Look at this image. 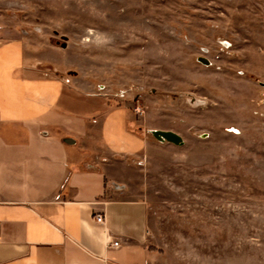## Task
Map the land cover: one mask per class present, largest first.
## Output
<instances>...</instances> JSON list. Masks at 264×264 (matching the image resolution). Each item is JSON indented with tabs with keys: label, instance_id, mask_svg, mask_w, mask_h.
<instances>
[{
	"label": "rangeland",
	"instance_id": "1",
	"mask_svg": "<svg viewBox=\"0 0 264 264\" xmlns=\"http://www.w3.org/2000/svg\"><path fill=\"white\" fill-rule=\"evenodd\" d=\"M16 35L155 144L131 160L153 245L179 264H264V0H0V39Z\"/></svg>",
	"mask_w": 264,
	"mask_h": 264
},
{
	"label": "crops",
	"instance_id": "2",
	"mask_svg": "<svg viewBox=\"0 0 264 264\" xmlns=\"http://www.w3.org/2000/svg\"><path fill=\"white\" fill-rule=\"evenodd\" d=\"M37 43L0 39V264H179L151 242L150 206L134 196L131 160L155 144L124 105L47 77Z\"/></svg>",
	"mask_w": 264,
	"mask_h": 264
},
{
	"label": "water",
	"instance_id": "3",
	"mask_svg": "<svg viewBox=\"0 0 264 264\" xmlns=\"http://www.w3.org/2000/svg\"><path fill=\"white\" fill-rule=\"evenodd\" d=\"M202 61L208 63V60L205 58H202ZM150 132L160 142H171L176 145H181L184 143V140L181 135L172 130L152 129ZM115 186L120 187L119 185Z\"/></svg>",
	"mask_w": 264,
	"mask_h": 264
},
{
	"label": "built area",
	"instance_id": "4",
	"mask_svg": "<svg viewBox=\"0 0 264 264\" xmlns=\"http://www.w3.org/2000/svg\"><path fill=\"white\" fill-rule=\"evenodd\" d=\"M133 109H134L135 115L137 117H142L146 113L145 108L141 104L135 105ZM94 219L96 220L97 223H104L105 222V213L104 212H97L94 215ZM109 244L111 246L117 247L120 245V242H119V240L113 241L112 239H110Z\"/></svg>",
	"mask_w": 264,
	"mask_h": 264
}]
</instances>
